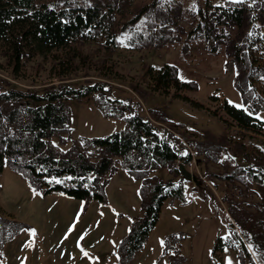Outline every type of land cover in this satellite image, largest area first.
<instances>
[{"label": "rangeland", "instance_id": "obj_1", "mask_svg": "<svg viewBox=\"0 0 264 264\" xmlns=\"http://www.w3.org/2000/svg\"><path fill=\"white\" fill-rule=\"evenodd\" d=\"M205 1L127 0L122 11L116 12L111 27L117 46L105 43V37L79 41L76 45L86 62L63 78L55 77L50 71L51 63L42 58L26 63L15 76L0 55V90L40 94L60 84L79 87L85 81H99L105 82L110 98L132 105L127 113L110 116L102 113L92 95L70 98L67 107L71 132L61 149L70 146L73 139L104 137L121 130L125 116L137 112L160 120L157 123L171 133L180 153H190L186 168L202 180L198 188L189 182L185 202L170 198L164 201L142 247L124 263L121 243L133 222L143 216L142 183L121 168L117 157L112 169L99 181L102 201L80 200L62 193L43 195L5 166L0 175V217L13 218L26 226L0 250V264H264V257L248 240L244 239L247 252L228 247L227 242L234 244V230L238 229L220 192L224 182L218 175L224 168L213 161L217 157L210 160L203 154L202 144L210 138L231 154L237 140L251 142V137L228 124L225 116L220 118L211 111L217 105L211 100L213 95L245 107L237 84L246 82L242 66L231 60L225 47L217 54L210 53L201 37L189 33ZM210 1L225 4L233 0ZM135 30L143 32L149 41L128 44ZM160 34L169 35V40ZM165 63L173 65L178 77L192 88L181 96L152 90L144 71L149 65L158 68ZM254 114L264 121V109ZM234 160L245 164L241 155H235ZM149 175L163 180L173 176L166 168ZM219 238L222 249L215 248Z\"/></svg>", "mask_w": 264, "mask_h": 264}, {"label": "trees", "instance_id": "obj_2", "mask_svg": "<svg viewBox=\"0 0 264 264\" xmlns=\"http://www.w3.org/2000/svg\"><path fill=\"white\" fill-rule=\"evenodd\" d=\"M126 1L0 0V55L15 76L25 69L26 63L42 58L51 63L50 71L55 77L63 78L86 62L76 45L79 41L105 37V43L117 46L111 27L116 12L122 11ZM199 15L189 33L201 37L210 53L217 54L225 47L231 60L245 72L246 84L237 87L246 106L238 107L213 95L211 100L217 105L211 111L220 118L225 116L224 120L242 135L248 134L251 142L237 140L232 145L233 154L214 138L202 144L205 158L217 157L213 161L224 168L218 175L224 182L220 192L239 231L234 230V244H227L232 250L247 252L244 239L248 240L264 257V121L254 114L264 109V0L225 4L206 0ZM160 35L169 40V35ZM147 38L135 30L127 43H147ZM144 76L149 87L161 93L172 91L174 96H181L192 88L168 63L158 68L149 65ZM85 82L79 87L60 84L40 94L0 90V175L6 166L43 195L62 193L80 200L102 201L99 181L112 169L117 157L121 168L142 183L143 216L133 222L120 246L125 263L142 247L164 201H186L189 182L181 176L177 162L187 165L191 156L180 153L171 133L157 123L159 119L137 112L125 116L121 130L104 137L73 139L70 146L61 149L71 132L67 107L70 98L92 95L102 113L110 116L123 115L132 106L119 98H110L105 82ZM235 155H241L245 164L236 163ZM160 168H166L173 176L163 180L149 175ZM197 179L198 188L202 180ZM24 226L13 218L0 217V250ZM222 245L219 238L215 248L222 249Z\"/></svg>", "mask_w": 264, "mask_h": 264}, {"label": "water", "instance_id": "obj_3", "mask_svg": "<svg viewBox=\"0 0 264 264\" xmlns=\"http://www.w3.org/2000/svg\"><path fill=\"white\" fill-rule=\"evenodd\" d=\"M177 168L181 174V176L188 182H193L194 185L198 183V179L195 175H193L185 166V164L179 162L177 164Z\"/></svg>", "mask_w": 264, "mask_h": 264}, {"label": "snow or ice", "instance_id": "obj_4", "mask_svg": "<svg viewBox=\"0 0 264 264\" xmlns=\"http://www.w3.org/2000/svg\"><path fill=\"white\" fill-rule=\"evenodd\" d=\"M233 2H235V3H241L242 0H233ZM249 35H251V33H249ZM81 239H83V237H81ZM84 255L87 256L88 254L85 252ZM229 264H231V261H229Z\"/></svg>", "mask_w": 264, "mask_h": 264}]
</instances>
